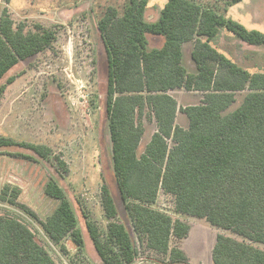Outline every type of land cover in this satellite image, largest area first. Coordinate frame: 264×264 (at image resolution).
<instances>
[{
	"label": "trees",
	"instance_id": "trees-1",
	"mask_svg": "<svg viewBox=\"0 0 264 264\" xmlns=\"http://www.w3.org/2000/svg\"><path fill=\"white\" fill-rule=\"evenodd\" d=\"M241 1L168 0L157 21L148 0L108 5L97 43L88 16H79L90 87L99 85L100 44L108 62L106 111L124 214L104 176L93 195L51 146L0 134V264H190L181 248L191 232L186 217L232 235L217 237L213 264H264V73L211 45L224 28L246 45L264 46V34L226 19ZM55 42L54 31L16 23L8 6L0 11V101L13 72ZM191 42L196 74L183 66L182 47ZM174 91L200 103L181 107ZM179 113L188 128L177 124ZM147 125L156 129L140 153ZM11 175L25 186L9 183ZM84 229L96 260L83 251Z\"/></svg>",
	"mask_w": 264,
	"mask_h": 264
},
{
	"label": "rangeland",
	"instance_id": "rangeland-1",
	"mask_svg": "<svg viewBox=\"0 0 264 264\" xmlns=\"http://www.w3.org/2000/svg\"><path fill=\"white\" fill-rule=\"evenodd\" d=\"M128 0H12L6 5L0 0V11L8 6L16 23H26L29 29L36 25L55 32L57 42L52 49L20 65L13 74L16 80L0 101V134L18 141L45 143L52 147L68 164L71 176L80 177L77 182L91 194L99 190L101 178L107 180L121 212L120 197L112 167V142L106 111V82L108 62L103 45H99V85L90 87L86 80L78 48V18L86 14L92 28V41L98 42L97 22L100 13L108 5L123 9ZM168 0H148L149 18L157 21ZM226 19L244 26L248 31L264 34V0H243L229 7ZM228 58L253 73H264V46H249L226 29H221L211 42ZM193 43L182 47L183 66L190 74L197 68L192 59ZM172 95L181 107L197 105L200 97L184 91ZM232 107L235 110L242 102ZM177 124L188 128V119L178 114ZM56 126L59 130H56ZM55 127V128H54ZM155 125H147L139 152L144 151L155 131ZM69 131L73 137L69 139ZM9 183L24 187L25 183L9 176ZM76 182L73 180L72 184ZM69 190L66 182H61ZM73 207L77 206L73 201ZM191 225L188 238L181 248L190 264H213L212 254L219 235L231 234L212 226L207 220L185 218ZM84 252L93 260L96 250L87 235ZM232 236V235H231ZM68 264L67 259L63 258ZM102 264V263H101Z\"/></svg>",
	"mask_w": 264,
	"mask_h": 264
},
{
	"label": "water",
	"instance_id": "water-1",
	"mask_svg": "<svg viewBox=\"0 0 264 264\" xmlns=\"http://www.w3.org/2000/svg\"><path fill=\"white\" fill-rule=\"evenodd\" d=\"M70 244L72 245L73 249H76V245H74L73 243L70 242Z\"/></svg>",
	"mask_w": 264,
	"mask_h": 264
}]
</instances>
